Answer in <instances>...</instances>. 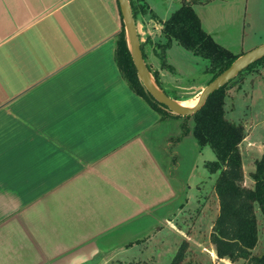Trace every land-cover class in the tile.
Returning a JSON list of instances; mask_svg holds the SVG:
<instances>
[{
	"label": "crops",
	"instance_id": "obj_1",
	"mask_svg": "<svg viewBox=\"0 0 264 264\" xmlns=\"http://www.w3.org/2000/svg\"><path fill=\"white\" fill-rule=\"evenodd\" d=\"M143 2L144 33L161 43L158 20L191 0ZM122 29L118 0H0V111L25 109L30 131L0 141V264H109L144 240L165 245L158 235L193 194L200 147L190 171L181 160L194 122L185 134L186 119L132 90L116 60Z\"/></svg>",
	"mask_w": 264,
	"mask_h": 264
},
{
	"label": "rangeland",
	"instance_id": "obj_2",
	"mask_svg": "<svg viewBox=\"0 0 264 264\" xmlns=\"http://www.w3.org/2000/svg\"><path fill=\"white\" fill-rule=\"evenodd\" d=\"M193 8L204 30L211 35V31L215 32L212 36L214 39L216 37V42L233 53L243 55L264 44V0H230L229 2L222 0V2L213 1L199 5L193 3ZM160 13L163 16L164 12ZM136 23L141 44L145 50V64H149L153 70L160 73L167 95L179 102L199 100L200 93L212 78L211 75L205 74L209 65L208 61L174 42L166 52L167 64L173 71L164 69L161 59L157 56V52L160 51L159 43H157L159 37L153 41L145 35L141 16ZM228 87L226 117L234 123L245 126L246 139L240 147L245 173L243 184L253 188L254 181L250 175L255 171L256 161L264 154V66L254 72L236 77L229 82ZM6 92L4 95L8 94L7 90ZM14 107L10 106L0 111V141L8 139L11 142L20 140L22 143H27L30 137L29 118L27 114H23L25 109L21 116L14 114L18 105L15 104ZM192 122H194L193 119L186 120L187 126ZM170 127L167 134H171V138H176L178 135H175L173 127ZM183 130L185 133L184 127ZM195 145L200 147L193 135L189 140H184L182 147H186V156L181 160L182 171H190L189 168H193ZM198 150H200L196 156L198 166L196 182L198 183L194 187L193 194L182 197L181 209L173 216L171 223L164 225L163 235H158V241L164 239L165 245L157 243L156 240L154 243L150 241L144 243L146 241L144 240V242L136 243L131 251L118 253L116 257H121L122 260L110 259L109 264H171L185 240L190 243L185 264H250L247 260L229 263L226 259L221 260L217 256L216 247L211 242V234L220 214V202L215 190L218 174H211L205 167L208 162L216 160V154L209 146L200 147ZM257 213L260 234L259 243L253 255L262 257L264 255V218L259 210ZM136 240L141 241L143 238ZM100 257L87 264H98Z\"/></svg>",
	"mask_w": 264,
	"mask_h": 264
},
{
	"label": "trees",
	"instance_id": "obj_3",
	"mask_svg": "<svg viewBox=\"0 0 264 264\" xmlns=\"http://www.w3.org/2000/svg\"><path fill=\"white\" fill-rule=\"evenodd\" d=\"M129 1L136 22L139 16L148 14L147 4L140 3V0ZM151 16L158 19L155 14ZM158 21L163 26L162 34L166 39L164 44L159 43L160 51L157 52L164 69L173 71L167 64L166 52L174 42L208 61L205 74L212 76L209 83L229 69L241 56L218 44L214 37L204 30L191 2H184L167 21ZM142 50L146 60L143 45ZM116 60L124 79L135 93L165 118L193 119V133L200 147L209 146L214 150L216 160L208 162L205 167L211 174H218L215 190L220 202V214L211 234V242L216 247L217 256L232 263L247 260L250 264H264V255H253L259 243L258 210L264 218V154L256 161L255 171L250 175L254 187L244 186V163L240 147L246 139V131L243 124L234 123L226 117L229 83L212 94L206 105L194 116L182 117L158 103L143 85L132 58L124 22L122 32L117 36ZM147 65L158 86L166 93L160 73ZM263 66L264 58L251 65L239 77ZM184 128L185 134H188L190 129L187 124ZM189 248L190 243L185 240L171 264H185Z\"/></svg>",
	"mask_w": 264,
	"mask_h": 264
},
{
	"label": "water",
	"instance_id": "obj_4",
	"mask_svg": "<svg viewBox=\"0 0 264 264\" xmlns=\"http://www.w3.org/2000/svg\"><path fill=\"white\" fill-rule=\"evenodd\" d=\"M197 1L200 0H191L192 3ZM118 3L126 29L129 48L134 64L138 71L139 78L141 79L147 91L154 97V99L161 105L167 107V109L175 115L182 117L194 116L206 105L209 97L212 94H214L223 86L227 85L230 81L234 80L255 62L264 58V44L241 55L229 69L219 75L202 90L197 105L192 108L184 107L180 105L179 101L169 97L158 86L153 75L150 73L148 66L145 64L140 34L130 1L118 0Z\"/></svg>",
	"mask_w": 264,
	"mask_h": 264
},
{
	"label": "bare ground",
	"instance_id": "obj_5",
	"mask_svg": "<svg viewBox=\"0 0 264 264\" xmlns=\"http://www.w3.org/2000/svg\"><path fill=\"white\" fill-rule=\"evenodd\" d=\"M150 79H151V78H150ZM179 103H180V105H182V106H184V107L192 108V107H194L195 105H197L198 100H193V101H191V102H189V101H181V102H179Z\"/></svg>",
	"mask_w": 264,
	"mask_h": 264
}]
</instances>
